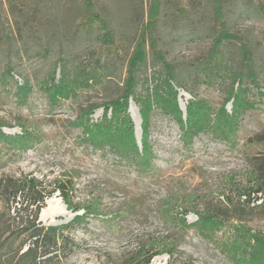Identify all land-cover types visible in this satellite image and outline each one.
<instances>
[{"label": "rangeland", "instance_id": "374dc122", "mask_svg": "<svg viewBox=\"0 0 264 264\" xmlns=\"http://www.w3.org/2000/svg\"><path fill=\"white\" fill-rule=\"evenodd\" d=\"M94 1L112 34L78 8L63 19L77 44L31 58L21 46L14 68L0 60V180L34 176L49 190L71 182L79 207L68 209L59 190L49 197L68 212L39 221L62 225L80 215L62 229L76 246L63 257L60 240L38 261L142 264L159 252L149 264L259 263L264 192L255 200L261 193L254 190L264 180V64L260 74L239 64L241 41L214 45L222 26L213 0H161L152 32V0ZM237 1L224 0L226 28L261 44L264 18L238 19ZM246 1L238 4L252 10L260 0ZM85 18L89 32H76ZM139 39L146 50L139 46L133 56ZM47 43L39 32L27 46L32 54ZM168 64L185 87L171 80ZM125 95L127 105L113 113L112 102ZM142 112L152 156L145 172L125 132L130 120L141 150ZM92 123L111 127L94 136ZM20 203L9 207L0 192V264H18V241L11 245L7 228Z\"/></svg>", "mask_w": 264, "mask_h": 264}, {"label": "trees", "instance_id": "16d2710c", "mask_svg": "<svg viewBox=\"0 0 264 264\" xmlns=\"http://www.w3.org/2000/svg\"><path fill=\"white\" fill-rule=\"evenodd\" d=\"M237 1V17L242 21H247L252 18H264V0H260L252 10H247L249 7L241 6ZM249 4H254L253 0H248ZM153 10L149 14L151 19L148 22V26L151 28V32L158 23V17L161 9V0H152ZM248 4V3H247ZM246 4V5H247ZM251 4V5H252ZM94 0H0V60L10 64L14 68V62L18 59H22L21 46L25 48V53L28 58L34 57L37 53H40L43 49H54L56 47H69L71 44H77L79 39L73 37L70 31H67L65 21L63 19L71 15L72 12L81 8L86 14L88 13L94 19H98L107 29V33L112 34L111 22L103 17L100 12L95 11ZM224 4V0H213L214 18L217 22H220L222 29L218 36L214 37L213 43L217 47H222L226 44H232L234 41H241L238 52L235 54L237 62L241 65L249 66L250 70L255 74H260L263 71L264 64V42L257 44L251 40L245 39L243 36L230 32L226 28L225 15L227 13L228 6ZM152 9V8H151ZM225 14V15H224ZM86 18L79 26L76 27V32L85 31L89 32L88 26L85 24ZM43 33L47 37L48 43L40 48L37 52L31 54V47L27 46L28 42L37 34ZM78 32V33H79ZM155 39L152 38V43ZM142 46L146 50L145 43L139 39L137 46L135 47L132 55ZM220 51V50H219ZM220 53H223L220 51ZM132 56V57H133ZM171 70V80L177 85L185 87L183 82H179L175 76V68L168 64ZM238 73L241 70H236ZM241 73V72H240ZM173 89V88H172ZM128 96L125 95L121 100L112 102L113 113H120L121 106L127 105ZM192 108L188 113V121H194L195 103L192 102ZM175 111L178 114L180 120H182V114L177 104L174 106ZM118 115V114H117ZM146 113L142 112L143 118V136H142V148H138L134 138L133 123L129 120L128 125L125 128L126 138L130 140L128 149L133 153L132 157L136 160L138 169L142 172L149 171L151 152L146 140ZM198 119H201L200 117ZM92 128H88L91 131V135L98 136L101 129H109L111 125L104 123H92ZM100 138V136H99ZM71 182L63 181L56 185L53 189H48L44 186L43 182L38 178L32 176L24 177H5L0 180V192L6 197V201L10 207L11 202H17L20 200V207H15L17 213L14 216H10L11 223L8 225V230L11 229V234L7 238L12 237L11 245H14L16 241L18 244L14 249L16 254H19L18 264H40L38 258L47 256L51 252V247L54 250L58 248V242L63 240V257H66L74 250L76 242L65 234L62 229L68 228L73 224L80 215H76L72 221L62 225H47L39 221V215L41 210L46 205V199L52 196L56 191H60L64 202L67 204L68 209L73 212L79 210L78 206L72 203L69 196L71 190ZM264 192V180L258 184L254 193L256 195L255 200L262 197ZM251 195V194H250ZM23 211H26L24 213ZM257 241H263L261 245L264 246L263 238ZM70 245V246H69ZM159 254V252L151 253L147 256L142 264H149L152 258ZM237 256H235L236 258ZM245 257V256H244ZM244 257L238 258L240 261ZM49 259L46 257L45 260ZM257 264H264V257Z\"/></svg>", "mask_w": 264, "mask_h": 264}, {"label": "bare ground", "instance_id": "6f19581e", "mask_svg": "<svg viewBox=\"0 0 264 264\" xmlns=\"http://www.w3.org/2000/svg\"><path fill=\"white\" fill-rule=\"evenodd\" d=\"M57 214H67V209L59 197L53 196L48 199L47 205L42 210V215L44 219H47Z\"/></svg>", "mask_w": 264, "mask_h": 264}, {"label": "water", "instance_id": "95a60500", "mask_svg": "<svg viewBox=\"0 0 264 264\" xmlns=\"http://www.w3.org/2000/svg\"><path fill=\"white\" fill-rule=\"evenodd\" d=\"M67 212H68V210H67ZM40 219H41V221H45L46 220V219L43 218L42 211L40 213Z\"/></svg>", "mask_w": 264, "mask_h": 264}]
</instances>
